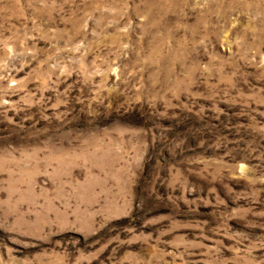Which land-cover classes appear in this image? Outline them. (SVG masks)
<instances>
[{
    "label": "rangeland",
    "instance_id": "374dc122",
    "mask_svg": "<svg viewBox=\"0 0 264 264\" xmlns=\"http://www.w3.org/2000/svg\"><path fill=\"white\" fill-rule=\"evenodd\" d=\"M0 264H264V0H0Z\"/></svg>",
    "mask_w": 264,
    "mask_h": 264
}]
</instances>
